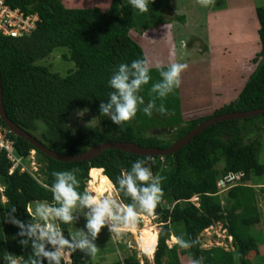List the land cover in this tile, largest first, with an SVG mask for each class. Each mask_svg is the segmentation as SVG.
<instances>
[{
    "label": "trees",
    "instance_id": "trees-1",
    "mask_svg": "<svg viewBox=\"0 0 264 264\" xmlns=\"http://www.w3.org/2000/svg\"><path fill=\"white\" fill-rule=\"evenodd\" d=\"M7 3L25 13H36L39 21L30 34L0 35L3 108L8 119L56 153L76 155L104 142H132L140 147L165 149L211 117L264 107L262 7L255 8L259 49L253 61L257 63L260 58L263 61L257 63L234 101L212 109L208 115L184 121L177 88L163 100L150 93L152 83L160 79L156 69H152L151 79L142 86L140 95L145 104L150 100L157 106L163 103L166 114L161 116L154 111L148 117L139 110L143 106H139L136 117L121 128L99 116V103L111 91L106 86L107 80L118 64L145 59L131 35L132 30L141 33L170 20H184L183 15L178 14L165 17L171 11L170 0H153L144 14H139L123 0H108L105 7H77L62 0H7ZM57 48L63 50L58 52L61 59L70 62L64 73L51 71L41 62L55 56ZM84 109L94 123L74 125L71 118ZM255 121L259 123L255 124L256 135L245 142L242 131L248 125L253 126ZM156 126L171 127L170 138L148 133ZM0 127L6 129L5 138L12 145L14 155L26 159L33 150L37 165L34 172L16 167L9 173L12 162L0 148V186L5 199L4 202L0 200V257L12 255L18 264H26L30 248L19 245L18 228L2 220L7 211L15 207L17 218L31 222L27 209L33 201L52 202L51 193L43 185L52 183L53 171L76 169L80 180L77 190L85 191L90 168L103 169L102 173L115 181L135 160H146L152 174L160 178L161 195L152 213L159 225L152 264H180L182 257L191 264H252L250 252L258 256V240L251 228L259 222V210L256 191L249 184V178L264 171L257 157L259 137L264 134V113L213 123L167 155L139 156L106 149L90 160L72 162L46 156L9 132L1 120ZM229 172H241L242 184L217 194L216 180ZM262 189L264 186H259V190ZM193 197L196 201L190 200ZM117 198L123 203L129 202ZM214 224H220L231 236L232 250L201 246L199 235ZM61 228L66 234L67 226L61 225ZM168 239L170 247L166 245ZM72 264H85V261L80 256H72ZM122 264H140V261L135 253H130L122 259Z\"/></svg>",
    "mask_w": 264,
    "mask_h": 264
},
{
    "label": "rangeland",
    "instance_id": "rangeland-1",
    "mask_svg": "<svg viewBox=\"0 0 264 264\" xmlns=\"http://www.w3.org/2000/svg\"><path fill=\"white\" fill-rule=\"evenodd\" d=\"M62 1L77 7L90 5L105 7L108 0ZM170 5L171 11L167 12L165 17L178 14L183 15L184 20L169 19L170 21L141 33L132 30L131 35L152 69H155L154 65L157 62L165 66L170 63L186 65L180 74V85L177 88L180 112L185 121L208 115L212 109L234 101L257 63L263 61V58H260L256 63L253 58L259 49L255 8H264V0H209L207 7L198 4L197 0H170ZM61 50L57 48L53 53H57L55 56L42 59L41 62L49 66L51 71L64 73L63 70L69 67L70 62L61 59L58 54ZM78 112L71 118L74 125L94 123L86 112L82 116H78ZM257 122L255 121L253 126L248 125L242 131L245 142H249L256 135L257 131L254 128L259 125ZM170 129L169 126L163 128L156 126L148 133L164 137L170 135ZM257 157L259 163L264 166V134L259 137ZM32 159L29 156L22 159L23 166L29 171H34V166L37 167L35 163L34 166L31 164ZM249 179V184L256 191V206L259 210V222L251 228L258 240V256L254 257V253L250 252L249 258L252 264H264V189L259 190V186H264V171L260 175L252 174ZM88 185L89 181L84 190H90ZM0 200L2 202L5 200L1 192ZM84 224L85 219L80 216L76 223L66 225L65 236L79 228L82 229ZM145 225H150L156 233L158 232L159 225L155 223L154 215L139 214L136 223L119 237L110 235L106 228H102L95 241L97 252L94 257L86 256L84 253L81 256L79 250L72 253V256L75 258L80 256L85 264H122V259L126 255L135 253L140 264L145 262L152 264V256L149 258L139 250V232ZM219 227L220 224H214L211 229L202 231L199 235L201 246L220 245L232 250L233 244L229 246L226 240L222 239L224 231ZM167 244L170 245L169 239L166 241ZM180 264L191 263L182 257Z\"/></svg>",
    "mask_w": 264,
    "mask_h": 264
},
{
    "label": "clouds",
    "instance_id": "clouds-1",
    "mask_svg": "<svg viewBox=\"0 0 264 264\" xmlns=\"http://www.w3.org/2000/svg\"><path fill=\"white\" fill-rule=\"evenodd\" d=\"M152 2L153 0H126L139 14L148 12V5ZM197 3L207 7L209 0H197ZM154 67L160 79L152 83L149 91L157 99L163 100L179 87L180 74L186 65L170 63L165 66L157 62ZM151 70L152 66L146 59L118 64L107 80L106 86L111 91L99 103V116L108 118L114 125L123 128L136 117L139 106H143L139 110L145 116L151 117L154 111L161 116L165 115L167 110L163 103L157 106L150 100L145 104L144 97L140 95L142 86L147 85L151 79ZM85 111L87 109L79 111L77 115L82 116ZM72 133L75 134V129H72ZM31 155L33 157V150L29 151V158ZM99 171L102 172L103 169L100 168ZM76 172V169L52 172V183L43 185L51 193L52 202L33 201L27 209L31 222L17 218L14 215L15 207L10 208L2 220L18 228L16 236L20 237L19 245L30 248L31 255L26 264H72V253L77 250L94 257L97 252L95 241L102 228H106L110 235L119 237L136 223L140 213L153 215L160 199V178L152 174L146 160L133 161L130 169L118 175L115 181L102 173L104 176L89 181L90 190L85 191L77 190L80 188V180ZM87 182L88 174L85 186ZM238 184H242L241 178ZM222 192L218 190L217 194ZM118 196L129 202L123 203ZM80 216L85 219L84 227L68 233L66 237L61 225L76 223ZM219 228L224 231L222 239L232 246L231 236L225 233L221 225ZM179 243L183 244L182 241ZM0 260L3 264H18L12 255L6 254Z\"/></svg>",
    "mask_w": 264,
    "mask_h": 264
},
{
    "label": "water",
    "instance_id": "water-1",
    "mask_svg": "<svg viewBox=\"0 0 264 264\" xmlns=\"http://www.w3.org/2000/svg\"><path fill=\"white\" fill-rule=\"evenodd\" d=\"M264 113V107L248 111H237V112H227L222 113L217 116L211 117L197 126H195L190 132L182 136L181 138L173 141L168 148L160 149L156 147H140L139 145L132 142H104L96 146L90 147L85 151L76 155H65L56 153L49 148L45 147L39 141H37L33 136L24 131L22 128L13 123L7 118L3 103H2V91H1V79H0V120L4 123L5 127L9 132L13 133L15 136H19L31 144L34 148L44 153L46 156L62 162H72V161H85L90 160L100 154L106 149H116L123 152H128L131 154L139 156H163L175 152L182 146H184L191 138L198 134L205 127L221 121L242 119L254 117L256 115Z\"/></svg>",
    "mask_w": 264,
    "mask_h": 264
},
{
    "label": "built area",
    "instance_id": "built-area-1",
    "mask_svg": "<svg viewBox=\"0 0 264 264\" xmlns=\"http://www.w3.org/2000/svg\"><path fill=\"white\" fill-rule=\"evenodd\" d=\"M39 17L36 13H25L18 7H11L7 0H0V35L9 36V37H20L27 34H30L37 26ZM6 130L0 127V148L6 150L7 158L12 162V166L9 170V173L15 167H20L21 171L27 170L22 164V158L14 155L12 146L5 138ZM32 159V155L30 156ZM34 161L32 159L31 164ZM34 171L36 167L34 166ZM243 174L239 173H227L222 177H219L216 180V186L218 187L219 192L225 191L233 185L239 183L240 178ZM2 190V188H0ZM196 201V197L191 199ZM211 229L212 226L207 229ZM205 229V231H207Z\"/></svg>",
    "mask_w": 264,
    "mask_h": 264
},
{
    "label": "bare ground",
    "instance_id": "bare-ground-1",
    "mask_svg": "<svg viewBox=\"0 0 264 264\" xmlns=\"http://www.w3.org/2000/svg\"><path fill=\"white\" fill-rule=\"evenodd\" d=\"M99 170L100 169L98 168H90L88 170V181L94 180L100 176H104L102 172ZM156 235H157L156 231L153 230L150 225L149 226L145 225L142 229H140V232H139V240H140L139 250L143 255L148 256L149 258H151L154 248H155L156 237H157ZM167 246L170 247V245L168 244Z\"/></svg>",
    "mask_w": 264,
    "mask_h": 264
}]
</instances>
